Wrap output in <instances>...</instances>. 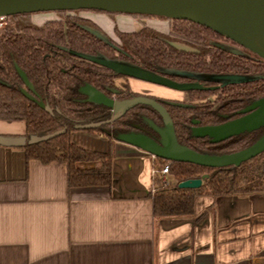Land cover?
<instances>
[{"label": "trees", "instance_id": "1", "mask_svg": "<svg viewBox=\"0 0 264 264\" xmlns=\"http://www.w3.org/2000/svg\"><path fill=\"white\" fill-rule=\"evenodd\" d=\"M76 10H93L111 15L125 14L133 17L158 18L169 21V29L164 31L153 24L142 25L138 29L119 28L115 25L116 39L104 41L90 27L101 28L92 20L76 14ZM60 17L48 18L41 24L32 19V13L9 15L8 23L0 30V119L24 120L27 139L22 145L27 159H37L42 163L59 161L68 168L70 186L108 184L112 182V159L116 135L141 128L148 134H156L155 126L163 127L164 120L159 112L149 105H138L122 117L93 129L90 133L106 128L109 133L107 151L85 148L73 141L72 133L78 131V123L108 119L110 106L92 102L81 89L83 85H99L112 82L108 67L90 62L74 52L85 54L100 53L105 57L114 55L113 44L123 48L127 55L142 67L153 68H192L204 73L228 71L241 68L233 57L221 50L215 43L222 37L213 29L188 19H174L142 13H116L94 8L75 10H54ZM66 12L67 14H65ZM65 14V15H64ZM188 46L181 48L179 46ZM254 55L264 61L259 54ZM253 75L260 77L249 81L250 89L244 94L224 97L218 109L225 112L264 96V64L253 62L248 67ZM154 71V70H153ZM214 91L192 89L191 99H198ZM28 95L33 96L30 98ZM233 96H237L235 98ZM42 104V105H40ZM234 105V106H233ZM50 107L51 110H48ZM236 107V106H235ZM168 112L173 117L178 141L191 148L216 153H231L246 148L264 133V127L245 131L228 139L211 142L208 136L196 137L191 134V117L207 119L205 122L226 120L214 112L206 113L199 106L178 107L169 105ZM138 126V127H137ZM63 130L48 139H33ZM153 136V135H151ZM162 162L166 159L159 157ZM99 160L100 165L82 167L81 161ZM169 184L157 179L156 191L152 195L154 213L157 216H187L196 213L198 196H219L264 191V151L247 159L239 166L210 167L193 162L171 160ZM190 177H202L200 187L180 188L178 182Z\"/></svg>", "mask_w": 264, "mask_h": 264}, {"label": "crops", "instance_id": "2", "mask_svg": "<svg viewBox=\"0 0 264 264\" xmlns=\"http://www.w3.org/2000/svg\"><path fill=\"white\" fill-rule=\"evenodd\" d=\"M91 14L140 27L129 15ZM25 133L24 120L0 119V138L13 142L0 144V264H264V191L202 195L193 215L156 216L146 150L115 140L110 185L70 186L65 163L27 159ZM72 135L108 150L106 140Z\"/></svg>", "mask_w": 264, "mask_h": 264}, {"label": "water", "instance_id": "3", "mask_svg": "<svg viewBox=\"0 0 264 264\" xmlns=\"http://www.w3.org/2000/svg\"><path fill=\"white\" fill-rule=\"evenodd\" d=\"M98 9L110 12L142 13L154 14L174 19H188L194 23L203 24L224 37H229L240 45L248 48L253 53L259 54L264 58V0H0V16L14 15V13L44 12L60 9ZM90 31L95 33L104 41H108L105 34L95 28L90 27ZM224 47L223 44L219 43ZM179 47L188 48L182 45ZM234 51V50H232ZM96 61L102 65L109 66L116 72L125 73L132 77H139L146 81L155 82L164 86H171L179 90L199 89L203 87L199 82H178L150 71L128 61H120L105 57L104 55L85 54L74 52ZM165 73H178L172 68H160ZM180 73L205 79L210 81H221L223 84L237 81L254 80L260 77L257 75H238V74H209L194 73L183 71ZM88 95L90 101L103 103L112 107L113 114L105 120L78 123L76 128L93 129L106 124L122 116L130 108L143 103L155 108L164 120V126H155L159 132V138L152 137L141 130H130L119 133L116 140L126 142L137 148H142L148 153L164 158L166 160H176L183 162H193L199 165L210 167L239 166L247 159L255 157L264 151V133L256 141L246 146V148L232 151L231 153H216L197 151L186 144L178 141L173 118L162 102L154 97L144 94L123 100L113 99L93 86L82 88ZM30 98L33 96L28 95ZM91 97V98H90ZM175 105L188 106V103L171 101ZM42 105V104H40ZM51 110L50 107H47ZM264 127V96L254 100L243 110V115L230 118L225 122L195 126L192 128L193 135L196 137L208 136L210 141L215 143L230 138L233 135L253 131ZM63 130L50 132L42 136H34L33 139H48L62 133ZM12 144L6 138H0V144ZM203 182L202 177H190L178 182V187L186 188L200 187Z\"/></svg>", "mask_w": 264, "mask_h": 264}, {"label": "flooded vegetation", "instance_id": "4", "mask_svg": "<svg viewBox=\"0 0 264 264\" xmlns=\"http://www.w3.org/2000/svg\"><path fill=\"white\" fill-rule=\"evenodd\" d=\"M78 11H85V12H95V13H102V12H97V11H93V10H76V14L80 15V16H83L85 18H88V19H92L98 26L99 28H101V31L104 33V34H107V39L108 41L109 40H113V39H116L115 37V25H117L119 27V24L114 21L110 26L108 25H105V24H101V23H98V21L96 20V18H94L93 16H85V15H82L80 13H78ZM103 15H108L107 13H102ZM138 20V19H137ZM146 19L143 18V22H145ZM139 24L142 25L141 21H139ZM146 23V22H145ZM148 24V23H146ZM120 28V27H119ZM135 29V28H133ZM138 29V28H137ZM136 30V29H135ZM107 31V33H106ZM222 36V35H221ZM107 41V40H106ZM215 43H217L219 45V43L223 44L224 47L220 46L221 50H224L226 53H229L234 61L236 62L237 65H240L241 68H234V69H231V70H228V71H219V72H214L213 73H217V74H228V73H232V74H238V75H253L252 72L249 71L248 67L252 65L253 62H256V63H262L264 64V61L263 60H260L259 57L257 58L254 53L249 50L248 48L240 45L239 43L235 42L234 40L230 39L229 37H220L219 40H216ZM113 46L115 47V50H114V55L109 57V58H112V59H117V60H124V61H128V62H131L133 64H138L134 59L133 57H131L130 55H127L123 48L116 45L115 43L113 44ZM234 50V51H232ZM108 57V56H107ZM263 58V57H262ZM90 62H94L95 64L97 65H100L102 67H108V73L109 75H111L112 77V82H107L106 84H101L99 85V87H96L95 85H90V84H85L82 86L83 87H86V86H93L94 88H97L98 90H100L101 92H103L104 94H106L107 96L113 98V99H117V100H123V98H130V97H134V96H137L138 94H144V95H147V96H150V97H154L156 100H158L159 102H162L164 104V106L166 107V109H168V106L169 105H173V106H178V107H196V106H199L200 110H203L204 112L206 113H211L214 115V112L216 114H218L220 117H224L226 118L225 121L227 120H230V118H234V117H238V116H241L243 115V110L249 106L253 101L245 104L244 106H239V104L237 103L233 109H230L228 110V112H225V107H222L221 109H218L219 108V105H220V102L221 100L224 98V97H229L230 95H238L239 93H243L247 90V89H250L251 88V85L249 84V81L251 80H247V81H237V82H229V83H226V84H223L221 81H210V80H205V79H198L196 77H193V76H189L187 74H182L180 72H183V71H187V72H194V73H204V72H201L199 69L198 70H195V69H192V68H172L174 70H177L179 71L178 73H165L163 71H160L159 69L157 70V68H153L154 71H156L158 74L160 75H163L165 77H169L173 80H176L178 82H199L201 85H203V87H199V88H202V89H207V90H212L214 92L212 93H209L208 95L206 96H203V97H199L198 99H191L190 98V93L189 91L192 90V89H188V90H179V89H176L174 88L176 91L180 92V93H183L185 92L188 96V99L189 100H182V99H179L178 97H168V98H165L164 96L162 95H156L153 93L154 90L150 89V90H144L142 88H136V85H140L142 86L143 84H146V85H149V87L153 88V86L155 85H161V84H158V83H155V82H150V81H146L144 79H141L139 77H132L130 75H127L125 73H119V72H116L114 69L110 68L109 66H105V65H102L96 61H93V60H89ZM140 64V63H139ZM213 73H210V74H213ZM134 82H137L134 84ZM161 86H164V85H161ZM168 87V86H166ZM171 87V86H169ZM81 88V89H82ZM173 88V87H171ZM83 90V89H82ZM84 91V90H83ZM85 92V91H84ZM141 92H145V93H141ZM153 93V94H152ZM215 94V95H214ZM214 95V98H211V96ZM235 98H238L237 96H233ZM171 101H178V102H185V103H188L189 105L188 106H179V105H175L173 104ZM223 101V100H222ZM138 105H144L143 103H138ZM138 105L134 106V107H137ZM134 107L130 108L129 110H127L125 113H127L128 111H130L131 109H133ZM110 110H111V116L113 114V111H112V107H110ZM123 113V115L125 114ZM122 115V116H123ZM109 116V117H111ZM120 116V117H122ZM108 117V118H109ZM118 117V118H120ZM117 118V119H118ZM173 118V117H172ZM191 123L189 124V130L191 131V134L193 135V131H192V128L195 127V126H200V125H206V124H215V123H221V122H215V123H212V122H205L207 121V119L205 118H201V117H191L190 119ZM223 121V122H225ZM174 122V120H173ZM101 126V125H100ZM138 127V126H137ZM140 127V126H139ZM138 129H131V130H141L144 132L143 129L139 128ZM174 129H175V126H174ZM112 134L111 130H107L106 128H104L103 131H100L98 132V134H101L102 136H104L105 138L107 137V135ZM122 133V132H121ZM147 133V132H145ZM158 134H156L154 132H152L151 135H153L152 137H155V138H159L160 134L159 132H157ZM118 135V134H117ZM116 135V136H117ZM150 135V134H149Z\"/></svg>", "mask_w": 264, "mask_h": 264}, {"label": "rangeland", "instance_id": "5", "mask_svg": "<svg viewBox=\"0 0 264 264\" xmlns=\"http://www.w3.org/2000/svg\"><path fill=\"white\" fill-rule=\"evenodd\" d=\"M65 14H67L66 12H64ZM78 13H80V14H82V15H85V16H93L91 13H93V12H85V11H78ZM64 14V15H65ZM108 14V16H110L111 18H116L115 16L116 15H111V14H109V13H107ZM60 15H62V14H58L57 12H45L44 14L43 13H32V19L36 22V23H39V24H41V23H43L44 21H45V19H48V18H55V17H60ZM118 16V15H117ZM96 18V20L98 21V23H101L102 25H103V21H101V20H99V19H97V17H95ZM136 19H138L139 21H141V23L143 22L142 20V17H136L135 18V20ZM144 19H146L145 20V22L146 23H148V24H153V25H155V26H157L158 28H160V29H162V30H164V31H166V30H168L169 29V26H168V24H169V21L168 20H166V21H164L163 19H158V18H144ZM7 23H8V18H7ZM6 23V24H7ZM140 27H141V25H139ZM119 27L120 28H125V29H130V28H132V27H128L127 26V24L126 23H123V22H121V23H119ZM139 27V28H140ZM4 28V26L3 27H1V30ZM106 33H107V31H106ZM105 36H107V34H105ZM116 38V37H115ZM135 83H137V82H134V84ZM155 88H156V90H154L153 91V93L154 94H156V95H162V96H164L165 98H168V97H178L179 99H182V100H189L188 99V96H187V94L185 93V92H183V93H180V92H178V91H176L174 88H171V87H166V86H161V85H155L154 86ZM141 93H145V92H141ZM152 93V94H153ZM215 95V94H214ZM214 95H212L211 96V98H214ZM91 98V97H90ZM78 131H80V132H84V133H87V134H90L93 138L94 137H97V138H99V139H103V140H106V141H108V138H105L104 136H102L101 134H98L97 132H94V133H90V132H88L87 130H84V129H78ZM99 161V160H98ZM159 161L160 162H162L160 159H159ZM162 163H165V162H162ZM169 178H173L172 177V175H169L168 176Z\"/></svg>", "mask_w": 264, "mask_h": 264}, {"label": "built area", "instance_id": "6", "mask_svg": "<svg viewBox=\"0 0 264 264\" xmlns=\"http://www.w3.org/2000/svg\"><path fill=\"white\" fill-rule=\"evenodd\" d=\"M7 17L5 15L0 16V30L1 27L5 26L7 23ZM151 156V160L153 163L152 167V174L154 176H157L158 178H161L163 182L166 184H169V175H170V165H171V160H166L165 163H162L159 161V157L156 155H153L149 153Z\"/></svg>", "mask_w": 264, "mask_h": 264}]
</instances>
